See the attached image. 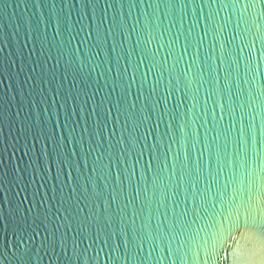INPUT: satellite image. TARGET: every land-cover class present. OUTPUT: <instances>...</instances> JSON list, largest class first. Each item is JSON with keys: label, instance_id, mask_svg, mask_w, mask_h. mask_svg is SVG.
Here are the masks:
<instances>
[{"label": "water", "instance_id": "obj_1", "mask_svg": "<svg viewBox=\"0 0 264 264\" xmlns=\"http://www.w3.org/2000/svg\"><path fill=\"white\" fill-rule=\"evenodd\" d=\"M0 264H264V0H0Z\"/></svg>", "mask_w": 264, "mask_h": 264}]
</instances>
